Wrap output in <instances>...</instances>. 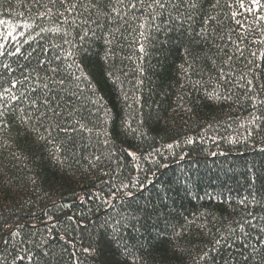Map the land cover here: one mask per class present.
<instances>
[{"label": "trees", "instance_id": "obj_1", "mask_svg": "<svg viewBox=\"0 0 264 264\" xmlns=\"http://www.w3.org/2000/svg\"><path fill=\"white\" fill-rule=\"evenodd\" d=\"M74 2L0 0V264H264V8Z\"/></svg>", "mask_w": 264, "mask_h": 264}, {"label": "snow or ice", "instance_id": "obj_2", "mask_svg": "<svg viewBox=\"0 0 264 264\" xmlns=\"http://www.w3.org/2000/svg\"><path fill=\"white\" fill-rule=\"evenodd\" d=\"M52 2L55 3L56 0H52ZM124 2H125V0H117V3H119V4H123ZM137 2H138V0H131V2L128 4V7L129 8H136L137 7ZM139 2H143V0H139ZM172 2L173 3H176V0H172ZM239 2L241 4V6H243L244 0H239ZM249 2L251 4V6L247 8V11H249V12L256 11V10H259L261 8H264V4L261 3V0H249ZM60 3L62 5H68L67 7H65V11L68 14H70V15L73 14V13H76L78 11V4L76 2H74V0H60ZM179 4L185 5V11L188 12V19H191L192 18V15H191L192 11L193 10H196L197 0H179ZM153 5L159 6L160 9H164L165 6H166L165 5V0H152V4H149L148 7H152ZM95 6H96L95 0H90V3L88 5V7L94 8ZM50 11H51V9H49V12ZM112 11L116 12L117 14H119L118 9H116V8H113ZM177 12L179 13V5H177ZM40 15L41 16H45V15H47V13L41 12ZM61 15H63V13H61ZM235 15H237V13L234 12L233 13V16H235ZM65 19H67V18H65ZM210 19H211V17H205L204 18L205 25L208 23V21ZM258 19H264V16H261ZM4 23H5V21L0 20V24H4ZM45 30L46 29H42V31H45ZM51 30L58 32V31H60V28L57 27V28L51 29ZM201 31H204V29H202ZM20 34L23 35V33H20ZM8 35H11V32H9ZM0 36H3L4 39H7V37L4 36L3 33H0ZM261 42L264 43V41H261ZM20 52H21V49L18 46V47L15 48V50L13 52H9L8 55H17V54H20ZM4 55H5V45L3 43H0V56H4ZM68 55H71V53H68ZM253 55H255V53H253ZM43 63H45V62L44 61H41V64H43ZM3 67L8 68L9 71H12V69L10 68L9 65H3ZM51 71L52 72H55L56 69L53 68V69H51ZM77 79H79V77H77ZM28 80H29V76L25 75L22 80H16V79H14L11 82V84H10V86L8 88H4L3 90H0V106H6L3 103L5 101V97L6 96H7V99L13 100V101L19 99V97L15 94V91L14 90L17 89V86L18 85H24L25 87H27L26 82ZM59 83L61 85H63L64 81L63 80H60ZM249 85L251 86V81H249ZM42 87L45 88V89H47L48 85L45 83V84L42 85ZM33 90H35V88H33ZM25 98H27V97L25 96ZM33 103H35V100H33ZM44 103L48 104L49 101L47 99H45ZM2 116H3V112L0 111V117H2ZM3 126H4L3 125V121L0 120V127H3ZM81 127H83V126H81ZM169 147H171V146H169ZM131 155H134V154H131ZM125 187H127V186L125 185ZM48 219L51 220L52 218L49 217ZM67 219L71 221L74 218L70 216ZM80 223L82 224V222H80ZM54 226L55 225H53V227ZM242 229H243V226L241 225V230ZM47 231L49 233H51L52 232V229L49 228V229H47ZM10 235L12 237H15L17 235V231L14 230L12 233H10ZM49 238L50 239H55L54 236H50ZM62 239H63V237H62ZM222 239L223 238H221V240H217L216 241V244L217 245H220L221 242H222ZM261 242L264 243V241H261ZM3 243L6 244L7 243V240H4ZM68 243H71V241H68ZM229 247H231V245H229ZM84 251L87 252V251H89V249H84ZM73 257H74L73 264H78V261L75 259V252H73ZM16 259L18 261H24L25 259H27L28 264H32L33 256L30 253H28L26 255H18L16 257Z\"/></svg>", "mask_w": 264, "mask_h": 264}]
</instances>
